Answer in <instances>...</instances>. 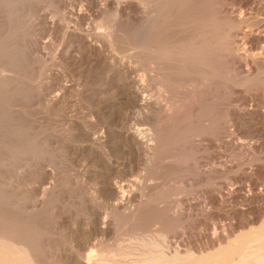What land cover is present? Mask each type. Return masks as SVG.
Wrapping results in <instances>:
<instances>
[{
    "label": "bare ground",
    "instance_id": "bare-ground-1",
    "mask_svg": "<svg viewBox=\"0 0 264 264\" xmlns=\"http://www.w3.org/2000/svg\"><path fill=\"white\" fill-rule=\"evenodd\" d=\"M51 1L63 8V11L61 10L62 15L56 18L57 20L48 16V12H42L38 17L42 32L47 37L43 46L36 49L44 62V72L48 79L53 80L61 79L67 73L78 76L75 78L78 79L77 83L84 86L81 94L88 98L93 110L92 114L88 115L80 108L83 101H74L67 95L74 85L68 82L61 83L59 88L54 87L51 80L45 82L43 95L35 101L41 104V112L46 117L59 116L60 119L56 118L70 130H67L69 134H65L66 138L69 137L70 140L72 137L78 142L67 145V151L71 155L72 163H80L76 172L80 180L75 183L89 212L87 229L90 234L107 236L113 232V224L111 225L109 215H104L97 196L106 197L109 210L131 217L146 208L147 204L141 199V194L144 195L146 190L152 188L153 177L174 167L173 159L179 155H187L184 157L188 169L198 181L233 172L238 163L227 160L221 146L210 140L207 146L205 144L202 147L200 141L198 142L201 144L195 143V138L194 141L191 139V133L196 130L200 132L202 126L213 129L216 120L212 121L211 115L215 116L213 114L216 113L215 106L218 103L226 101L227 104V101L236 99L246 105L243 109H231L229 105L230 110L226 111L229 116L232 114L240 119H247L253 135L257 137L255 141L250 142L228 134L224 145L227 144L245 157L263 148L264 86H260L263 89L257 88L258 91L246 93L237 85L227 86L226 81L225 83L223 79L220 80L212 74L214 77H209L210 74H207V77L204 68L212 67L219 71L218 73L234 70L238 77L245 75L248 81L253 80L251 83L262 80L261 83L264 84V0ZM231 4L238 7H232ZM100 17L102 19L97 21ZM244 25L249 32L246 33L245 46L242 47L238 31ZM53 34L60 38V45L53 52H49ZM122 52L125 53L121 54ZM56 66L60 68L55 69ZM245 72L247 75L243 74ZM200 73L205 76L202 77ZM210 73L213 72L210 70ZM235 76L236 74L234 79ZM255 78L257 80L254 81ZM98 82L102 83L101 87L94 86ZM108 92H113L115 97L110 96L108 99L106 96L107 98L103 99L98 96ZM219 106L217 111H220ZM222 111L227 114L225 110ZM205 119L212 124L204 123ZM216 124L217 129L222 127L218 124L221 126L218 128ZM37 133L36 130L35 137L38 136ZM63 133H50L53 137H48L49 141L59 140ZM200 135L202 138V134L198 136ZM218 138L215 143H218ZM168 144H171V149L173 146L177 150L183 148L186 152H168ZM210 150L212 151L209 152ZM82 157L83 160H80ZM209 159L213 161L206 168H202V162ZM250 160L246 163H250ZM92 165L96 169L93 172V169H90ZM139 168H142L139 177L131 179L130 182H125L117 176L123 169L134 173ZM256 169L264 175V162L258 164ZM58 170L56 167L44 169L42 174L38 175L36 183L28 189L30 195L37 196L32 205L42 206L59 193ZM245 171L240 174L236 172L238 174L235 178L240 183L229 188L227 192H224L222 187L218 190L206 189L203 190L206 194L203 200L183 203L181 201L177 210H188V213L179 211L178 215L190 216L191 210L196 207L201 210L206 209L208 205L220 207L228 200L234 201L242 197L249 201L247 206L234 205L231 210L238 217L246 214L247 217L241 218V221L252 223L262 211V206L252 202L262 198L263 189L259 188L260 182L253 180L250 173ZM91 176L97 178L93 193L88 191L85 184L86 179ZM245 181L250 183L247 188ZM169 209L171 208L167 210ZM207 210L211 208L208 207ZM67 217L64 214L59 221L63 223ZM199 236L208 237L213 245L216 243L207 232L202 231ZM219 236L221 241L228 237L226 231L220 232ZM177 237L178 232L165 231L159 241L156 239L146 242L144 248L138 249V252L116 250L112 256L102 253L95 244L93 251L99 250L102 254L82 260L78 253L72 251L67 254L66 260L71 261V264H171L170 261H173L175 256L178 257L182 250L180 244H175L176 247L172 245L176 243L174 241ZM78 242L81 244V240ZM234 242H228L229 246L219 256L220 261L230 260L235 254L242 253L243 244L236 245ZM246 256L248 258L240 260L238 264L264 261V257H260L264 255L261 254L258 258L251 257L249 253ZM229 263L232 264V261ZM0 264L43 263L31 240L14 237V234L0 229Z\"/></svg>",
    "mask_w": 264,
    "mask_h": 264
},
{
    "label": "rangeland",
    "instance_id": "rangeland-1",
    "mask_svg": "<svg viewBox=\"0 0 264 264\" xmlns=\"http://www.w3.org/2000/svg\"><path fill=\"white\" fill-rule=\"evenodd\" d=\"M230 6L235 7L236 5L231 4ZM61 10L63 11V8H59L56 3L50 2V0H0V229L6 233L14 234V237H25L27 240H31L32 245L38 250L43 264H71V261H67L66 257L72 251L78 253L82 260H87L88 257L91 258L94 255L96 257V254H100L102 251L107 256H112L116 250L138 252V249L144 248L143 246L146 242L156 241V239L159 241L161 234L165 231L178 232L179 237L174 241L176 243L172 245L176 247L177 244H180L182 248L177 255L178 257L175 256L173 261H170L171 264H230L229 261H232V264H238L240 260L248 258L246 256L248 253L250 256L251 254L256 255L255 257L251 256L254 258H258L257 256H260V254L264 255V175L256 169L258 164H263L264 162V146L260 150H256V152L253 151L248 157H245L231 147H228L227 144L224 145L225 139L229 137L227 136L228 134L233 135L235 138H244L250 142L257 139L255 134L253 135L252 127L247 119L244 118L243 120V118L240 119V117L232 114L229 116L228 112L230 108L243 109L246 107V105L236 99L230 100V102L227 101V104L226 101H224L225 103H218L220 111H217L218 106H215L216 113L213 114L215 115L213 116L214 118L211 115V120H216L213 124V129H211V126V128L209 127L210 129H207L208 127L205 126L200 128V126V132L196 130L195 133H191V139L193 141L196 139L195 143H202V147L205 144L207 146L210 140L214 144L221 146L225 158L231 160L232 163H238V165H235L233 172L222 176H210V178L208 177L209 180L205 178L206 180L203 179V182L201 180L198 181L194 179L193 173L188 169L185 161V157L187 156L184 153L186 152L185 149L177 150L173 146L171 149V144H168L167 149L170 147V150H167L168 152L180 151L179 154L184 153L185 157H181L180 155L175 157L173 159L175 166L155 175L152 179V188L146 190L144 195L140 193L141 199L143 198L145 200L144 203L148 206L146 205L144 210H140L141 212L138 211L139 214L136 212L137 215L134 214L130 217L124 214V216L121 212L109 210L106 197L99 195L97 196V200L100 202L104 215H109L111 225L113 224V232L107 236L99 233L90 234V231L87 229L89 212L84 206L81 192L75 183L76 180H80V177L76 175V172L80 168V163H72L70 161L71 155L67 151V145L78 142H75L72 137L70 140L69 137L66 138L70 130L57 119L59 116L46 117L41 112V104L39 105L35 101V99L43 95V85L45 82L47 83V81L51 80L54 87L58 86L57 88H59L61 83L68 82L74 85L67 95L74 101H83V107H80L81 110L88 115L92 114L93 106L88 102V98L81 94V89L84 86L81 83L78 84V79H75L78 76L76 77L67 73L61 79H48L44 72V62L40 58V53L36 50L38 46H43L44 40L47 39L42 32L41 24L38 20L39 14L48 12V16L58 19L62 15ZM101 19L100 17L97 21ZM247 32L249 31L245 25L239 28L238 37L240 36L239 43L242 44V47L245 46L244 39ZM55 34L52 36L50 48H48L49 52H53L60 45V38L56 37ZM51 46L54 48L52 47V49ZM48 49L46 48L45 50L48 51ZM123 53L125 52L121 54ZM206 67L204 68L206 76L207 74H210L208 75L209 77L214 75L216 78L223 79L222 81L224 82L226 81L227 86L229 84L239 86L243 92L250 93L264 88H261L264 86L262 80V83L260 81L251 83L253 80L248 81L244 77L245 75H239L238 77L234 70L228 71V73L223 72V75L222 72L218 73L219 71L212 67ZM208 67L211 68L210 70L213 73H210ZM58 68L60 67H55V69ZM233 72L236 74L235 79V74H232ZM243 74L247 75V72ZM200 75L202 77L205 76L202 73ZM225 76L228 81L224 78ZM236 78L240 79V82ZM255 80L257 79L255 78ZM100 83L98 82L94 86L101 87L102 83ZM258 83L261 84L257 85ZM113 94V92L100 93L98 96L103 99L108 96L109 99L110 96V98L115 97V94ZM82 98L84 99L82 100ZM72 109L69 110L71 111ZM222 110H225L227 114ZM45 118H49V122ZM218 120L220 121L219 123L217 122ZM204 123L208 125L212 124L207 119L204 120ZM215 124L218 128L222 127L217 129ZM36 130L38 132L36 134L38 135L36 136L37 138L35 137ZM227 130L231 133H228ZM50 133H63L64 135L59 140L56 139L54 142H50L48 137H53V134ZM65 134L67 135L65 136ZM199 134H202L203 140L200 138L201 135L198 136ZM218 136L221 140H218ZM216 138H218V143H215ZM249 159H251V162L246 163L249 162ZM80 160H83V157ZM210 160L203 161L202 168L209 166V163L213 161ZM55 167L57 170L59 169L57 177L60 183V191L53 199L48 200L44 204L45 206L35 207L32 204H34L37 196L29 194L30 187L36 183L44 169H53ZM141 167L143 168V166ZM249 167L253 169L251 170ZM142 168H139L134 173L123 169L117 173V176L125 182H130L131 179L139 177V172L142 171ZM90 169L92 172L96 170L93 165ZM245 170L250 173L251 177L254 178H252L253 180L260 182L261 186L259 188L263 189L262 198L252 202L260 207L262 206L261 212H263L258 214V217L260 215L259 218H254V222L245 223L241 221V218H246L247 215L238 217L231 210L234 205L239 207L247 206L249 201H246L242 197H238L234 201L228 200V202L226 201L220 207L208 205L207 208L210 207L211 210H207V208L201 210L199 207H196L194 210H191L192 214L190 216L184 215V217H181L178 215L181 211L188 213V210H177L181 201L183 203L196 201L197 199L203 200L206 195L203 190L206 189L216 188L218 190L222 187L223 191L227 192L229 188L239 185L240 182L235 178V175ZM150 180L149 178L148 181ZM247 182L245 181L246 188L250 184ZM85 184L88 191L93 193L97 185V178L95 176L88 177ZM168 208H173L174 210H167ZM64 214L68 217L65 222L61 223L59 218ZM134 218L136 219L134 220ZM202 231L207 232L210 237L215 239V246L209 241L208 237L199 236ZM219 231H226V235L229 238L227 237L221 241ZM79 240H81V244L78 242ZM232 241H235L233 244H243L241 245L243 248L240 246L242 253L235 254L234 258L232 257L230 260L220 261L219 256L229 246L228 242ZM95 244L102 251H93ZM191 247H194L193 250H189ZM259 248L262 249L260 250ZM119 257L117 256V258ZM253 264H264V261L262 263L253 262Z\"/></svg>",
    "mask_w": 264,
    "mask_h": 264
}]
</instances>
